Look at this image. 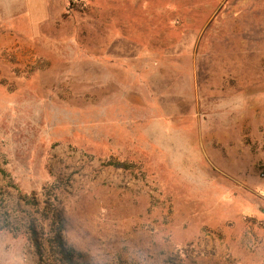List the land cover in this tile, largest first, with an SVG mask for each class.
I'll return each instance as SVG.
<instances>
[{
  "label": "rangeland",
  "instance_id": "374dc122",
  "mask_svg": "<svg viewBox=\"0 0 264 264\" xmlns=\"http://www.w3.org/2000/svg\"><path fill=\"white\" fill-rule=\"evenodd\" d=\"M0 167V264H264V0H0Z\"/></svg>",
  "mask_w": 264,
  "mask_h": 264
},
{
  "label": "trees",
  "instance_id": "16d2710c",
  "mask_svg": "<svg viewBox=\"0 0 264 264\" xmlns=\"http://www.w3.org/2000/svg\"><path fill=\"white\" fill-rule=\"evenodd\" d=\"M104 165L124 170L130 168L129 164L116 160H109L105 162ZM0 174L4 177L8 176L7 172H5L1 167ZM12 186L14 185L12 184ZM14 188L17 187L14 186ZM43 210L44 212H42V218L43 220H47L49 222V229L47 232H38L35 225L32 223L29 224L27 228L31 246L34 247L39 263L43 264V262H48V264H85L79 261L81 259L80 253L75 251L64 241V220L60 210L56 209L54 203H52L50 200H46Z\"/></svg>",
  "mask_w": 264,
  "mask_h": 264
}]
</instances>
